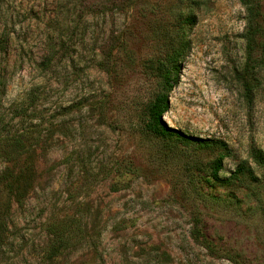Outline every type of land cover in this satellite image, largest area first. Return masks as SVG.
I'll return each instance as SVG.
<instances>
[{
  "label": "rangeland",
  "instance_id": "obj_1",
  "mask_svg": "<svg viewBox=\"0 0 264 264\" xmlns=\"http://www.w3.org/2000/svg\"><path fill=\"white\" fill-rule=\"evenodd\" d=\"M252 2L264 23V0ZM247 13L242 0H0V128L31 149L0 159V175L29 173L21 202L0 179V264H264V167L251 157L264 151V68L249 97ZM184 33L164 119L225 140L222 177L247 161L255 178L219 183V151L145 129L162 86L154 63ZM52 230L73 238L50 259Z\"/></svg>",
  "mask_w": 264,
  "mask_h": 264
},
{
  "label": "trees",
  "instance_id": "obj_2",
  "mask_svg": "<svg viewBox=\"0 0 264 264\" xmlns=\"http://www.w3.org/2000/svg\"><path fill=\"white\" fill-rule=\"evenodd\" d=\"M242 3L248 12L244 34L247 60L242 73V81L246 93L250 97L256 88L254 82L256 70L264 68V23L259 17L260 11L257 4L253 3L252 0H242ZM186 22L193 24V15H187ZM9 37L10 33L4 30L0 37V54H4L7 51ZM189 47L190 42L185 34L177 45L173 47L172 53L166 59L159 58L155 61L154 68L161 77L162 86L161 91L148 104L145 122L146 131L162 140L219 151L220 155L210 165V176L219 183L230 184L243 178H255L254 169L247 161L241 162L229 177H222L220 171L223 169V160L226 156L231 155L232 152L228 143L223 139L205 138L188 134L180 128L169 125L164 119V115L170 109V92L178 82L180 60L184 57ZM6 83V76L0 72V92L5 88ZM27 140H29L27 133L21 131L3 132L2 128H0V159L6 162L17 161L31 152V149L27 146ZM251 157L258 165L264 167V151L254 149L251 152ZM0 179L11 199L15 198L18 202H21L28 188L26 182L29 179V173L26 171L15 172L14 169L8 167L0 175ZM3 224L4 218L0 215V226ZM52 233L54 235L48 248L50 259L70 248L73 238L72 230L68 233L63 230H52ZM192 235L197 242L215 255L216 249L214 245L205 237L198 225H195L192 229Z\"/></svg>",
  "mask_w": 264,
  "mask_h": 264
}]
</instances>
